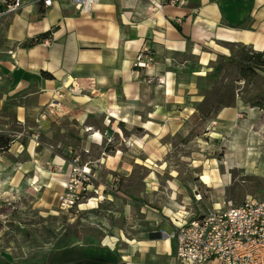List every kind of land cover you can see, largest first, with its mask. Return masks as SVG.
I'll return each mask as SVG.
<instances>
[{"label": "crops", "instance_id": "obj_1", "mask_svg": "<svg viewBox=\"0 0 264 264\" xmlns=\"http://www.w3.org/2000/svg\"><path fill=\"white\" fill-rule=\"evenodd\" d=\"M22 2L0 20V127L7 106L33 125L52 107L86 126L81 146L94 150L84 149V161L100 194L80 209L98 223L105 253L126 254L127 264H183L171 234L193 218L191 197L176 183L160 184L165 137L196 112L216 64L241 49L264 51V0H99L90 12L72 0ZM142 51L148 66L136 68ZM240 103L221 114L239 118ZM56 160L65 173L66 157ZM139 170L141 194L157 204L130 207L137 215L126 222L112 185Z\"/></svg>", "mask_w": 264, "mask_h": 264}, {"label": "rangeland", "instance_id": "obj_2", "mask_svg": "<svg viewBox=\"0 0 264 264\" xmlns=\"http://www.w3.org/2000/svg\"><path fill=\"white\" fill-rule=\"evenodd\" d=\"M239 51L238 57L246 50ZM217 65L201 83L203 100L196 112L178 133L166 135L162 156L166 165L160 170V184L176 183L191 197L193 218L247 198L264 201V66L244 80L229 61L212 77ZM239 100V118L221 114ZM5 109L0 134L10 144L0 151V264H127L122 257L126 254L105 253L104 234L88 210H64L58 204L68 181L70 149L86 160L84 149L91 148L81 146L86 126L52 107L42 125L13 119L9 106ZM33 133L35 140L30 138ZM63 156L68 160L65 173L56 160ZM136 174L138 179L125 182L116 177L118 187H112L122 205L116 211L126 222L128 214L137 215L130 207L157 204L141 194L144 170Z\"/></svg>", "mask_w": 264, "mask_h": 264}, {"label": "built area", "instance_id": "obj_3", "mask_svg": "<svg viewBox=\"0 0 264 264\" xmlns=\"http://www.w3.org/2000/svg\"><path fill=\"white\" fill-rule=\"evenodd\" d=\"M164 1L175 6L184 4V0ZM72 2L81 12H90L99 0ZM52 3L53 0H44L46 7ZM22 4V0L6 2L0 9V20L17 11ZM50 39L44 42L50 43ZM134 65L147 68L144 52L139 53ZM68 154V181L58 200L59 207L64 210L79 208L91 200L93 193L100 194L93 186L95 175L89 162L82 160V155L73 149ZM197 197L201 199L200 192ZM171 237L183 264H264V201L247 198L239 205L209 210L179 225Z\"/></svg>", "mask_w": 264, "mask_h": 264}, {"label": "trees", "instance_id": "obj_4", "mask_svg": "<svg viewBox=\"0 0 264 264\" xmlns=\"http://www.w3.org/2000/svg\"><path fill=\"white\" fill-rule=\"evenodd\" d=\"M229 62L234 63L244 80L249 77H254L257 72L263 69L264 66V54L263 52H243L238 58L230 57ZM223 69V63H218L215 71L211 74L212 77H217ZM50 75V74H47ZM10 144V139L3 134H0V151L6 149Z\"/></svg>", "mask_w": 264, "mask_h": 264}]
</instances>
